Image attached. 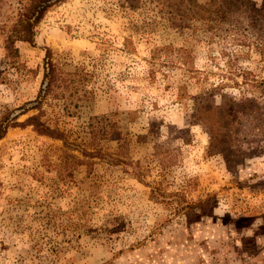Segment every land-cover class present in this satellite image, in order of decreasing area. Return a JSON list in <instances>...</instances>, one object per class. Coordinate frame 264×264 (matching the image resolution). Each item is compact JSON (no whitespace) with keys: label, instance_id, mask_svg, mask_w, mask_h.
<instances>
[{"label":"rangeland","instance_id":"374dc122","mask_svg":"<svg viewBox=\"0 0 264 264\" xmlns=\"http://www.w3.org/2000/svg\"><path fill=\"white\" fill-rule=\"evenodd\" d=\"M26 1L0 121L58 138L0 140V264H264V0H65L13 60Z\"/></svg>","mask_w":264,"mask_h":264},{"label":"trees","instance_id":"16d2710c","mask_svg":"<svg viewBox=\"0 0 264 264\" xmlns=\"http://www.w3.org/2000/svg\"><path fill=\"white\" fill-rule=\"evenodd\" d=\"M65 0H27L21 9L17 22L11 27L8 37L5 42L7 57L16 59L19 56V51L16 48V43L34 42L35 29L44 19L49 9L54 5L60 4ZM68 82L64 79L59 67L54 62L53 55L50 49H47L44 65L43 85L39 94L38 105H41L43 100L50 94L56 92L63 87L66 88ZM62 92V91H61ZM66 98L65 96H62ZM39 108L35 107V109ZM33 126L36 132L41 135H46L53 138H58V131L52 129L46 123L42 122L41 115L29 117L24 123L17 122V116L10 120L8 117L0 121V140L6 135L9 128Z\"/></svg>","mask_w":264,"mask_h":264}]
</instances>
